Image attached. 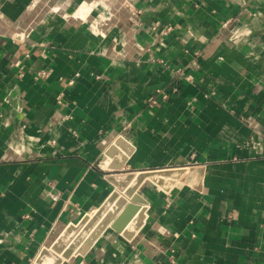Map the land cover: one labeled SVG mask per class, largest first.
<instances>
[{
    "label": "crops",
    "instance_id": "obj_1",
    "mask_svg": "<svg viewBox=\"0 0 264 264\" xmlns=\"http://www.w3.org/2000/svg\"><path fill=\"white\" fill-rule=\"evenodd\" d=\"M191 168L200 190L144 181L141 231L63 264H264V0H0V264H35L110 175Z\"/></svg>",
    "mask_w": 264,
    "mask_h": 264
},
{
    "label": "water",
    "instance_id": "obj_2",
    "mask_svg": "<svg viewBox=\"0 0 264 264\" xmlns=\"http://www.w3.org/2000/svg\"><path fill=\"white\" fill-rule=\"evenodd\" d=\"M126 144L129 145L126 139L118 137L108 149L107 156L113 159L114 149ZM116 169L117 168H113L114 171H118ZM202 174V168H191L140 172L138 174L119 173L117 176L110 175V181L116 187L117 191L113 192L108 200L96 211L85 215L77 224L68 225L53 245L49 249H44L41 252L35 264H63L73 257L87 255L108 229L102 235L98 236L91 246L81 248L82 245L98 222L107 213L111 205L119 198H121L123 202V209L110 228L121 234L124 238L132 240L141 231L146 219V209L141 206L145 205L146 201L137 194V190L144 181L149 180L165 193H169L178 181H182L200 190L202 185ZM129 181H132L133 184L128 188L126 186ZM127 199L131 200L130 203ZM136 210L141 212L140 216L128 227V229H125L128 217Z\"/></svg>",
    "mask_w": 264,
    "mask_h": 264
},
{
    "label": "bare ground",
    "instance_id": "obj_3",
    "mask_svg": "<svg viewBox=\"0 0 264 264\" xmlns=\"http://www.w3.org/2000/svg\"><path fill=\"white\" fill-rule=\"evenodd\" d=\"M86 9V8H85ZM84 9V10H85ZM87 11V10H86ZM87 14L82 12L81 17L84 18V16ZM123 207V202L121 198L116 200L111 207L108 209L107 213L102 217V219L98 222L96 227L93 229V231L90 233L84 244L81 248L89 247L92 243L97 239L98 236L102 235L107 229H109L114 222V220L118 217V215L121 213Z\"/></svg>",
    "mask_w": 264,
    "mask_h": 264
},
{
    "label": "built area",
    "instance_id": "obj_4",
    "mask_svg": "<svg viewBox=\"0 0 264 264\" xmlns=\"http://www.w3.org/2000/svg\"><path fill=\"white\" fill-rule=\"evenodd\" d=\"M226 26V25H225ZM170 28L167 29V32H169ZM20 63H17L16 66L19 67ZM47 74L45 72H39L37 74V77H46ZM192 80V77H187L186 81L190 82ZM172 92H168L164 89H157L152 95L148 97V102L151 106H157L161 102H166L170 99L171 94H175L178 92L177 86L172 87ZM58 197H55L56 200Z\"/></svg>",
    "mask_w": 264,
    "mask_h": 264
}]
</instances>
